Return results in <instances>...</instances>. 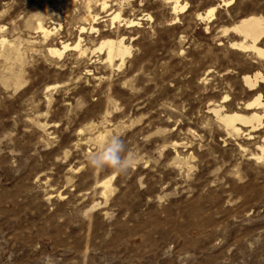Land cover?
<instances>
[{
	"label": "rangeland",
	"instance_id": "obj_1",
	"mask_svg": "<svg viewBox=\"0 0 264 264\" xmlns=\"http://www.w3.org/2000/svg\"><path fill=\"white\" fill-rule=\"evenodd\" d=\"M86 1L0 0V36L24 60L0 55V264H264V129L229 132L212 111H255L242 76L258 60L222 31L264 16V0H179L176 14L167 0L92 2L98 31L81 35ZM120 3L139 26L110 69L95 49ZM79 37L81 57L48 54ZM103 130L121 134L127 172L90 166Z\"/></svg>",
	"mask_w": 264,
	"mask_h": 264
},
{
	"label": "bare ground",
	"instance_id": "obj_2",
	"mask_svg": "<svg viewBox=\"0 0 264 264\" xmlns=\"http://www.w3.org/2000/svg\"><path fill=\"white\" fill-rule=\"evenodd\" d=\"M167 1H170L172 3V11L175 14L184 11L188 7L187 3L180 4L179 0H167ZM229 1H224V2L227 3ZM92 2L93 4L97 5L102 12H107V8L109 7L107 0H93V1L87 0L86 3L84 2L87 9L85 7L84 8L87 10V12L85 13V16H83L84 24L82 23V25L79 28L81 35L83 33H93L98 31L97 26L95 27V25L99 15L96 13L93 14L94 12L92 13L90 11ZM122 5L123 3L122 4L120 3L119 5H117L118 8L116 10H113L111 12L109 11L107 14L111 26L116 28L115 35H112L111 33L104 35L108 32L102 34L100 37V42L97 48L95 49L100 53L103 52L102 54H103L104 63L105 65L110 67V69L113 67H117L120 69V67L124 66V63L126 62V58L131 54V46L129 41H127L126 39H128V37L130 36L131 33L130 29L139 26L138 20L122 17L123 16ZM215 10H216V5L206 10L205 16L203 14L202 16L201 15L199 16L202 19L203 18H206L207 20L211 19L214 15ZM42 21H43L42 19L36 18V22L35 23L33 22L34 25L36 24L34 27L37 30V32H39L44 38H47L51 34V30L48 29V27H46V25ZM227 31H233L242 37L240 42L238 41L231 44V47L233 49L242 52L252 53L255 56V59L258 60L257 61L258 66L253 71V73L244 74L242 76V82L244 83V85H246L249 88V91H255L254 99L251 102L245 104V108L246 109L253 108L255 111H253L249 115H245L235 111L230 113H222L223 107H221V105L216 107L214 106L212 111L214 112L216 119L220 123H222L229 132H233V133L240 132V128L237 126L238 123L242 125H249V127H251L253 132H258L260 129L262 128L264 129V47L261 46L262 44L261 41H263L264 39V16L251 14L249 16L241 18L233 26L224 28L222 33ZM61 46L62 48H56L53 45L52 46L49 45L47 50L48 54L51 57L59 58L62 56L64 51L71 48V50L77 52V54H79V57H81L80 55L85 54L87 51V49L81 45V37H79L78 40H76V42H74L73 44L63 43V45L61 44ZM18 49L19 48H17L11 42V40L8 41L3 36H0V55L3 56L5 59L12 58V60H14V62H16L17 65L22 63V61H24ZM20 77L21 75L19 74V72H17L16 74H12V76L8 78L6 81H12L18 84L19 81H21ZM104 134H105L104 130L99 132V134H97L96 140L98 141V143L104 140ZM255 145L257 148L256 151L257 153L256 154L254 153L255 160L264 162V130H263V134L259 138V141L255 142ZM114 176L115 173L108 179L99 182L100 185L103 187L104 195H106L107 192L110 191L111 189L110 182Z\"/></svg>",
	"mask_w": 264,
	"mask_h": 264
},
{
	"label": "clouds",
	"instance_id": "obj_3",
	"mask_svg": "<svg viewBox=\"0 0 264 264\" xmlns=\"http://www.w3.org/2000/svg\"><path fill=\"white\" fill-rule=\"evenodd\" d=\"M126 153V145L121 134H113L97 145L89 156V164L96 169L110 168L119 173H125L132 164L131 157H128Z\"/></svg>",
	"mask_w": 264,
	"mask_h": 264
}]
</instances>
